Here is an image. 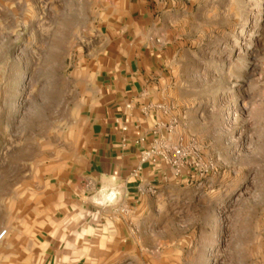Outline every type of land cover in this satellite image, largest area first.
Listing matches in <instances>:
<instances>
[{"label":"crops","instance_id":"crops-1","mask_svg":"<svg viewBox=\"0 0 264 264\" xmlns=\"http://www.w3.org/2000/svg\"><path fill=\"white\" fill-rule=\"evenodd\" d=\"M102 1L82 139L68 158L24 166V183L0 174L2 248L19 245L21 264H203L195 174L146 157L169 141L203 147L208 122L174 92L189 17L181 0Z\"/></svg>","mask_w":264,"mask_h":264},{"label":"rangeland","instance_id":"rangeland-1","mask_svg":"<svg viewBox=\"0 0 264 264\" xmlns=\"http://www.w3.org/2000/svg\"><path fill=\"white\" fill-rule=\"evenodd\" d=\"M181 1L190 61L174 92L208 122L203 147L190 141L198 167H188L205 241L198 256L264 264V0ZM102 2L0 0V174L24 183V166L77 150ZM20 251L1 245L0 264H21Z\"/></svg>","mask_w":264,"mask_h":264},{"label":"built area","instance_id":"built-area-1","mask_svg":"<svg viewBox=\"0 0 264 264\" xmlns=\"http://www.w3.org/2000/svg\"><path fill=\"white\" fill-rule=\"evenodd\" d=\"M193 142H187L184 140L178 141L176 144L169 142L156 144L151 151L146 155L150 158L152 154L160 153L163 159L170 164L174 169L175 174L179 175L184 170H189L190 168H195V161L191 160V156L195 151V144ZM190 167V168H188ZM125 212L124 209L121 210ZM7 231L4 230L0 233V246L2 244L3 238L5 237Z\"/></svg>","mask_w":264,"mask_h":264}]
</instances>
